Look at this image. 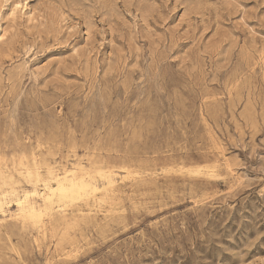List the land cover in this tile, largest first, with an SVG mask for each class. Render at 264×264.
Listing matches in <instances>:
<instances>
[{"label":"rangeland","instance_id":"obj_1","mask_svg":"<svg viewBox=\"0 0 264 264\" xmlns=\"http://www.w3.org/2000/svg\"><path fill=\"white\" fill-rule=\"evenodd\" d=\"M0 174V264H264V0H0Z\"/></svg>","mask_w":264,"mask_h":264},{"label":"bare ground","instance_id":"obj_2","mask_svg":"<svg viewBox=\"0 0 264 264\" xmlns=\"http://www.w3.org/2000/svg\"><path fill=\"white\" fill-rule=\"evenodd\" d=\"M0 175H2V174H0ZM1 177H2V179H3V183H4V184H8V183L11 181V180H10V179H11L10 177H6V176H1ZM32 177L38 179L37 174H34Z\"/></svg>","mask_w":264,"mask_h":264}]
</instances>
